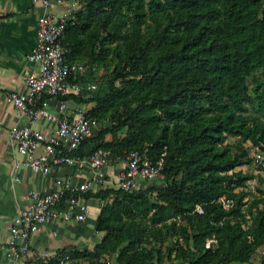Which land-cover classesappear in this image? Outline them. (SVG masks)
Wrapping results in <instances>:
<instances>
[{
    "label": "trees",
    "instance_id": "16d2710c",
    "mask_svg": "<svg viewBox=\"0 0 264 264\" xmlns=\"http://www.w3.org/2000/svg\"><path fill=\"white\" fill-rule=\"evenodd\" d=\"M76 1L61 44L64 60L86 70L70 78L81 85L77 95L57 98L90 104L96 131L75 154L104 149L114 159L138 150L155 161L165 148V184L98 185L83 197L97 201L100 241L26 264H61L64 255L68 264H101L113 252L118 264H142L153 257L139 250L148 237L164 242L180 233L188 246H176L183 264L249 262L264 246V207L247 224L242 206L254 176L234 169L253 158L225 141L264 151V0ZM212 237L216 243L205 247Z\"/></svg>",
    "mask_w": 264,
    "mask_h": 264
},
{
    "label": "built area",
    "instance_id": "2783aa9c",
    "mask_svg": "<svg viewBox=\"0 0 264 264\" xmlns=\"http://www.w3.org/2000/svg\"><path fill=\"white\" fill-rule=\"evenodd\" d=\"M62 1L41 0L46 11L37 18L35 44L26 55L28 61L38 65V71L26 76L22 91H12L6 95L7 102L12 105L18 118L27 116L31 120L45 119L53 123L52 132L48 134L18 123L9 128L8 138L16 149L13 181H19L21 170L47 174L52 168L60 166L86 165L92 171V176L80 184L57 179V189L47 192L29 191L26 207L13 218L10 227L7 255L13 260L28 255L34 259L48 256L47 253L42 255L32 250L29 245V239L43 224L52 220L63 222L86 220L88 210L83 195L105 182L104 168L111 161L122 163L116 171L115 186L124 191L135 189L140 180L153 181L162 178L165 148L155 161L138 150H131L114 159L111 153L104 149H97L89 157H81L75 154V151L82 141L94 135L96 131L94 121L86 116L85 110L72 115L67 113L64 100H59L60 114L57 115L40 104L44 96L77 95L81 85L77 81L71 82L70 78L81 76L86 70L83 63L64 60V49L61 44L65 30L64 19L74 8L60 16L50 11L53 3ZM95 89L94 84L87 85L88 91ZM38 150L41 152L38 153ZM253 157L257 163L264 166V152L255 151ZM219 200L224 209L231 206L230 200L225 197ZM196 209L202 212L199 206ZM69 262V255H64L60 263Z\"/></svg>",
    "mask_w": 264,
    "mask_h": 264
},
{
    "label": "crops",
    "instance_id": "0c3cea01",
    "mask_svg": "<svg viewBox=\"0 0 264 264\" xmlns=\"http://www.w3.org/2000/svg\"><path fill=\"white\" fill-rule=\"evenodd\" d=\"M74 4V0H63L61 3H53L50 11L60 16L72 10ZM44 11L46 9L41 0H0V264H26L28 261L37 260L29 255L13 260L7 255L13 218L26 207L29 191L47 192L57 189V179L80 184L92 176V171L86 165L60 166L52 168L47 174L21 170L19 181H13L16 149L8 138L9 128L18 123L47 134L53 129V123L45 119L31 120L27 116L18 118L14 108L6 100L8 92L22 91L26 76L38 71V65L28 61L26 55L35 44L37 18ZM64 102L66 112L71 115L80 110L86 111L91 106L79 104L74 100ZM59 103L57 97L50 96H44L40 101L46 110L55 115L60 114ZM40 152L41 150H38V153ZM121 166V162L111 161L104 168L105 182L98 185L115 186L116 171ZM138 185H143L141 180ZM85 203L88 210L85 221L52 220L43 224L40 230L31 236V249L42 255L48 254L47 257L39 259H54L67 248L92 249L100 241L101 234L95 231V221L93 222V209L98 204L93 198L85 199ZM97 210L99 213V207Z\"/></svg>",
    "mask_w": 264,
    "mask_h": 264
},
{
    "label": "rangeland",
    "instance_id": "374dc122",
    "mask_svg": "<svg viewBox=\"0 0 264 264\" xmlns=\"http://www.w3.org/2000/svg\"><path fill=\"white\" fill-rule=\"evenodd\" d=\"M74 9L78 6L77 1L74 0ZM102 73V70L100 71ZM226 144H229L231 146V152H234L236 148L242 147L247 152L248 155L251 156L252 162L249 164H243L241 166H238L234 169V171H243L245 173H251L254 177L246 182L247 184V195L244 198L245 204L242 206L243 213L245 214L246 219H248L247 224L250 223V216L254 215L257 211V209H262L264 207L263 203H259L257 208L253 206V201L255 199H263L264 200V194L261 192L264 189V183L261 181L262 178H264V166L257 163L254 159V153L255 151H258L255 147H252L250 142H239L237 138L229 137L225 141ZM264 152V151H262ZM165 184V178L156 179L155 181H148L145 183L146 186L150 185H164ZM236 193L238 192V189L234 190ZM222 198V197H221ZM95 200V199H94ZM95 202H97L95 200ZM231 203V201H230ZM95 206V209H93V217L95 218L98 214L97 207ZM93 218V222L95 219ZM183 222L179 221L178 224H182ZM246 225V224H245ZM164 232V229H163ZM101 234V237L103 233L97 232ZM216 243L214 238H208L205 241V247L212 246ZM181 246L184 248H188L187 242L185 239H183L182 234H175L169 238H167L164 242L161 241V237L150 236L145 240L140 246L139 250L140 252H150L153 257H150V259L143 260L142 264H183L187 262V258H183L179 256V252L176 249V246ZM173 247V249L169 252V249ZM150 249V251H149ZM263 250L264 246L259 247L253 256L251 257L250 261L244 264H260L262 256H263ZM149 253V255H151ZM117 252L108 253L105 254L100 258L101 264H118L116 261ZM42 260V259H40ZM39 264H42L39 262ZM243 264V263H242Z\"/></svg>",
    "mask_w": 264,
    "mask_h": 264
}]
</instances>
